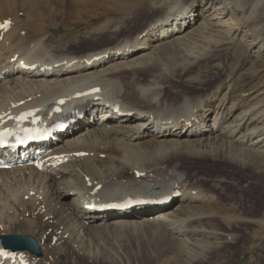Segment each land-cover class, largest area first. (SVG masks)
<instances>
[{
    "label": "bare ground",
    "instance_id": "6f19581e",
    "mask_svg": "<svg viewBox=\"0 0 264 264\" xmlns=\"http://www.w3.org/2000/svg\"><path fill=\"white\" fill-rule=\"evenodd\" d=\"M25 1L26 6L34 1L39 3ZM211 1L173 0L176 5L171 10L176 12L157 19L141 36L96 52L70 55L56 54V50L51 51L45 44L40 32L29 35L28 29L18 25L17 0H0V23L10 21L6 30L0 29V126L20 127L22 124L15 117L28 112L41 113L36 123L31 119L29 125L39 126L46 120L54 124L63 119L68 126L38 148L47 150L43 155V171L34 168L0 171V237L8 234L9 227L18 224L20 217L32 213L39 225L27 219L26 233H38L40 241L49 249L59 248L65 257L72 253L75 259L93 255L92 246L99 250L100 245L109 242H105L109 238L108 231L106 239L102 230L110 226H128V230L136 228L137 231L140 226L151 225L154 230L151 232L160 237L158 240L162 238L186 252L199 246L208 252L218 244L234 243L236 235L232 234V229L236 226L219 228L196 224L197 220L209 217L202 213V205H198L209 202L208 196L202 193L199 183L194 182V176L188 177L181 169L183 163L174 167L170 162L173 157L186 162L199 159L230 162L231 156L264 152V100L254 102L247 95V99H231V102L227 97V103L214 105L200 95L182 92L179 100L159 103L150 97L147 104L140 105L130 101L128 93L122 92L123 88L115 81L116 73L122 68L144 57L147 60L150 54L146 50L152 51L167 40H180L185 35L188 39L187 35L196 30L193 22L198 10H208L200 11L202 19L198 26L201 25L202 32L208 28L214 31L213 27L223 25L217 20L213 25L208 22L216 15L212 14L215 9L219 14L228 15L229 30H234L235 34L243 31L241 21L258 18L263 4L262 0H256L247 11V0L223 1L216 8ZM210 10L212 13H208ZM252 28L256 37L250 40L249 46L264 50V22L258 21ZM197 29L199 31L200 27ZM234 38L236 34L229 41ZM21 60L29 66L38 64V68L24 70L19 66ZM52 64L54 68L48 71L47 65ZM94 89L96 91L91 92ZM145 89L144 92L140 89V93H146ZM112 106L130 114H113ZM151 117L157 119L150 123ZM130 132L137 133L136 140L144 136H149V140L128 146L115 143ZM145 146L149 147L148 158L140 149ZM120 202L131 204L121 211L100 209ZM258 222L264 224V219ZM215 241H219L218 244ZM16 253V260L26 259L34 264L33 257L26 252ZM97 253L102 254L103 250ZM97 257L103 259L104 256Z\"/></svg>",
    "mask_w": 264,
    "mask_h": 264
},
{
    "label": "rangeland",
    "instance_id": "374dc122",
    "mask_svg": "<svg viewBox=\"0 0 264 264\" xmlns=\"http://www.w3.org/2000/svg\"><path fill=\"white\" fill-rule=\"evenodd\" d=\"M223 1L237 2V0H212L210 3L216 8ZM25 2V0L16 2L17 10H19L16 12L18 25L28 29L29 35L32 34L30 32L33 34L40 32L45 39V44L49 46L47 47L51 51L56 50V54L70 55L96 52L118 42L141 36L150 24L175 11V9L171 10L175 4L173 0H37L38 4H35L36 1L30 2V6L29 4L26 6ZM254 2L256 0H247V11ZM262 2L259 14H257L259 19L252 18V21L249 19L251 23L249 20L241 21L240 30L243 31L236 32V39L231 41H229L231 36L235 34L234 30H229L231 27L227 20L228 15L219 14V10L214 9L213 13L210 10L208 13L216 15L211 16L208 22L212 24L217 20L224 26L213 27L217 34L209 28L208 31L206 29L202 32L203 28L201 30V25L198 26V24L202 19V12L208 10H200L202 12L198 10L193 22L196 30H193L197 31L200 27L199 31L188 34V39L185 35L180 40H167L166 44L156 49L153 48L152 51L151 49L146 50L145 52L149 53L152 58L148 56L146 60L144 57L130 67L126 66L127 69L122 68L116 73L115 81L121 85V89H124L122 92L128 93L127 98L130 101L140 105L147 104L150 97L159 103L179 100L178 95L182 92H188L191 96L200 95L214 105L225 102L227 97H230V102L231 99H242L243 97L246 99L249 97L248 99L254 102L264 100V50L248 44L252 38L256 37L255 28L252 27H255L258 21L264 22V1ZM242 36H244L243 40ZM219 38L223 39L222 42ZM146 64L149 65L148 68ZM226 77L228 78L225 79ZM137 87L141 89V92H144L145 88L148 89L142 94ZM139 93L143 95V98L147 97V100L141 98ZM135 137L137 133L135 135L134 132H130L121 141L114 142L119 146L123 144L128 146L149 140V136H144L140 140H136ZM145 148L140 147L141 151L144 150L145 158H148L149 147L145 146ZM178 159L173 157V162L171 160L170 163L174 167H180L179 164L183 163L181 169L188 177L194 176V182L199 183L201 191L203 190L202 193L208 196L209 202L198 205H202V209L206 211L205 213L200 209V213L202 210V213L209 217L197 220L200 223L196 221V224L219 228L236 226L232 229V234L236 235L235 238L233 237L235 239L233 244L219 245L217 243L219 241H215L218 246L216 245L215 249L213 247L208 252L203 246L186 252L182 247L176 249L174 245L168 244L162 238L161 241L158 240L160 237L151 232L153 229L151 225H148L149 227L140 226L137 231H135L136 228L128 230V226H126L127 229L125 226H119V228L110 226L108 230H102L103 233H101L106 239L112 236L111 241L109 238L105 239V242H109L103 244L102 247L100 245L99 250L92 246L93 255L90 254V258L79 256L75 259L72 253L66 254L65 257L60 254L59 248L49 249L46 243L40 241L42 239H39L38 233H26L27 226H29L27 219H32L35 226L39 225L38 221L33 220L35 214L27 213L20 217L18 224H10L11 229L9 227L10 231L8 230L7 233L31 237L37 242L42 258L40 257L37 261V258L30 255L33 257L34 264H264V227H262L264 224L258 222L264 219V152L248 153L247 156L245 154H238L237 157L231 156L230 162H224V159L218 161L199 159L188 162ZM174 161L177 164H173ZM43 227L46 225L43 224ZM120 228H125V230ZM113 232L114 234L117 232L115 236ZM154 236L155 239H153ZM210 240L214 242L213 239ZM102 250V254L97 253ZM104 252L105 255H103ZM98 255L99 257L104 256L103 259H99Z\"/></svg>",
    "mask_w": 264,
    "mask_h": 264
},
{
    "label": "water",
    "instance_id": "95a60500",
    "mask_svg": "<svg viewBox=\"0 0 264 264\" xmlns=\"http://www.w3.org/2000/svg\"><path fill=\"white\" fill-rule=\"evenodd\" d=\"M2 245L12 251L27 249L29 252L39 255L37 246L31 238L22 236H4L2 237Z\"/></svg>",
    "mask_w": 264,
    "mask_h": 264
},
{
    "label": "snow or ice",
    "instance_id": "6c2138e0",
    "mask_svg": "<svg viewBox=\"0 0 264 264\" xmlns=\"http://www.w3.org/2000/svg\"><path fill=\"white\" fill-rule=\"evenodd\" d=\"M9 25H10V21L5 20L3 23H0V29H5L6 30L9 27ZM93 91H96V90L94 89ZM61 103H63V101H61ZM31 115H32L31 112L23 113L20 116L15 117V119L18 120V121H22V120L26 119L28 116H31ZM9 118L11 119L12 117H9ZM0 120H2V117H0ZM32 123H36V120L33 119ZM25 131H27L29 133V136H28L29 139L35 138V136L32 134V133L35 132L34 129H26ZM10 134L11 133L8 132L7 129H5L3 132H0V145L4 144L3 137L6 136V135H10ZM20 142L23 143V141H20ZM0 254H5V253H0Z\"/></svg>",
    "mask_w": 264,
    "mask_h": 264
}]
</instances>
